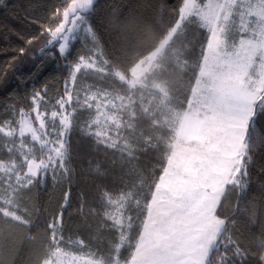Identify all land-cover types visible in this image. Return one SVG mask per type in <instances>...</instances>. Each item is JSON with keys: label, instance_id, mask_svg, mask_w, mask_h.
Listing matches in <instances>:
<instances>
[{"label": "snow or ice", "instance_id": "snow-or-ice-1", "mask_svg": "<svg viewBox=\"0 0 264 264\" xmlns=\"http://www.w3.org/2000/svg\"><path fill=\"white\" fill-rule=\"evenodd\" d=\"M95 7L94 0H61L63 10L53 13L55 19L47 27L41 25L45 48L41 49L39 58L52 52L53 56L69 60L81 34L94 48L98 47L99 37L92 23ZM170 20L171 28L178 29L183 36L189 30L204 34L195 69L201 75L214 76L222 87L221 95L199 101L206 103L224 122L205 130L200 144L205 154L199 158L167 161L155 171L139 166V156L149 149L123 139L113 129L100 104L102 88L81 96L69 87L82 69L103 71L98 65H106L108 60L94 52L69 65L64 94L57 99L55 110H48L43 93L34 92L27 110L13 106L19 119L0 121V134L6 138L4 146L8 153L6 158L0 157V214L22 225L33 224V215L38 218V210L24 205L31 186L42 184L49 177L54 185H59L70 177L72 131L79 129L97 146L103 145L105 151L119 154L113 164L119 166L122 174L114 181L113 188H99L96 197L99 208L81 198L79 211L86 221L88 216L95 220L94 227L88 224L89 236L74 240L66 235L63 215L71 207L69 186L58 209L46 219L49 243L40 264H180L178 237L187 207L188 186L201 176L209 178L211 172L234 169L237 180L233 183L239 185L241 193L247 190L245 177L252 157L250 153L242 154L235 141L239 124L245 120L248 131L257 140H264V130L257 123L264 118V97L259 103L250 97L252 85L264 79V0H180ZM35 39L33 36L27 43ZM24 51L20 49L21 54ZM78 110L89 117L83 129L74 115ZM37 144L39 155L35 152ZM96 171L105 175L99 167ZM18 210L24 214H18ZM73 242L78 245V251L70 250ZM261 259L264 262V257ZM246 260L247 254L238 245H225L222 264H245Z\"/></svg>", "mask_w": 264, "mask_h": 264}, {"label": "trees", "instance_id": "trees-1", "mask_svg": "<svg viewBox=\"0 0 264 264\" xmlns=\"http://www.w3.org/2000/svg\"><path fill=\"white\" fill-rule=\"evenodd\" d=\"M179 3L180 0H99L95 3L92 21L99 46L94 48L81 34L80 41L75 42L71 50V58L65 60L53 56L52 52L39 58L41 49L45 48L41 25L47 27L55 19L53 13L63 10L61 0H3L0 4V121L19 119L13 106L27 110L34 92L43 93L47 97L44 104L48 110H55L57 99L64 94L69 65L93 52L107 58L106 65H98L103 71H81L69 87L81 96L100 88L128 96L125 92L128 86L116 75L128 77L141 59L157 49L172 30L170 19ZM33 36L37 39L27 43ZM203 39L204 34L196 30L187 31L185 36L180 31L173 35L162 60L163 66L155 74L166 92L164 102H159V94L142 92L137 95L139 89H129L132 116L124 113L121 117L124 120L122 138L149 149L139 156V166L147 171H155L159 164L167 162L172 142V112L169 110L186 108L198 75L195 64ZM21 48L25 49L23 54ZM164 104L170 108L165 109ZM74 115L83 129L88 115L82 110ZM257 123L264 130V118ZM5 139L0 135V157L6 158ZM69 143L70 177L59 185H54L49 177L46 182L31 186L24 197L27 209L38 210V218L32 217L34 223L22 225L0 214V264H40L49 243L46 219L58 209L62 194L69 186L71 207L63 215L66 235L73 236L74 240L79 236L86 238L88 224L95 226L92 216L86 221L79 211L80 201L86 198L88 205L99 208L96 199L99 188H113L114 181L122 174L119 166L113 164L119 154L114 155V150L105 151L103 145L97 146L79 129L70 133ZM242 146L243 154L250 153L252 157L245 177L248 188L241 193L238 184L225 185L214 209L223 227L206 264H222L225 245L229 243L238 245L247 254L245 264H264L261 259L264 257V140H257L247 129ZM35 152L39 155L38 144ZM97 167L105 175H99ZM18 214L24 213L18 210ZM70 250L78 251V245L71 243ZM228 252L231 254V248Z\"/></svg>", "mask_w": 264, "mask_h": 264}, {"label": "rangeland", "instance_id": "rangeland-1", "mask_svg": "<svg viewBox=\"0 0 264 264\" xmlns=\"http://www.w3.org/2000/svg\"><path fill=\"white\" fill-rule=\"evenodd\" d=\"M178 31V29L175 31L172 29L154 52L141 59L132 68L128 77L116 75L118 79L123 81L129 89H139L136 92L137 95L142 92L159 94L161 96L159 102H164L166 92L161 85V81L155 78V74L163 66L162 60L165 51L168 49L173 35ZM81 71L95 72L94 69H82ZM72 85L70 84V87ZM231 87H238V85H231ZM244 87L247 89L248 85L245 84ZM252 88L254 90L250 93L251 99H254L257 103L261 102V98L264 97V79L256 81ZM129 89L125 92L131 95ZM221 94V83L214 76L201 75L198 71L185 110H169L172 112V123L170 122L172 142L167 161L175 163L181 159H195L205 154L204 150L200 148L205 130L210 127H217L224 122L216 116V113L206 103H200L199 101ZM129 95L122 96L103 91L100 99L104 116L110 119L113 129L118 130L122 137L121 131L124 127V120L121 117L124 113L132 116ZM149 100H152L151 96ZM249 103H251V100ZM164 108L169 109L170 107L164 104ZM250 118L249 116L248 119ZM32 119L34 120V114ZM35 126L38 128V123ZM247 129V120L240 122L239 135L235 143L242 154L243 139ZM218 159L219 157H217ZM235 178L234 169L231 172H211L209 178L205 179L201 176L195 184L188 186L185 197L187 207L181 218L183 227L178 237L179 246L177 251L180 264H206L209 253L223 227V221L215 217L214 209L225 185L233 183Z\"/></svg>", "mask_w": 264, "mask_h": 264}, {"label": "water", "instance_id": "water-1", "mask_svg": "<svg viewBox=\"0 0 264 264\" xmlns=\"http://www.w3.org/2000/svg\"><path fill=\"white\" fill-rule=\"evenodd\" d=\"M97 1H99V0H94L95 3H96Z\"/></svg>", "mask_w": 264, "mask_h": 264}]
</instances>
